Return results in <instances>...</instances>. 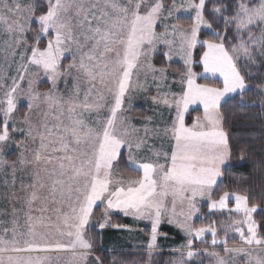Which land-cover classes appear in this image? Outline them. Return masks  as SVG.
Segmentation results:
<instances>
[{
    "label": "snow or ice",
    "instance_id": "obj_1",
    "mask_svg": "<svg viewBox=\"0 0 264 264\" xmlns=\"http://www.w3.org/2000/svg\"><path fill=\"white\" fill-rule=\"evenodd\" d=\"M174 12H194V22L187 28L164 23L158 33V23ZM208 15L219 21L216 27ZM202 27L210 30V38H201ZM158 44L167 48L163 55L169 61L178 56L185 71L179 93L160 92L157 84L158 95L151 98L175 110L171 125L162 130L170 150H154L155 159H143L138 153L149 130L140 136L126 112L132 94L147 91L149 72L154 81L157 74L161 84L167 80L166 68L150 62ZM0 46L6 63L20 56L15 76L0 75V172L12 170L15 188L17 170H32L29 183L22 180L18 192L4 193L12 211L9 222L0 221V264H60V253L71 255L69 264H116L114 258L95 255L87 236L99 205L101 230L124 227L110 222L112 211L150 223L149 260L166 219L186 236L173 264H196L202 255L215 264H241L237 256L244 264H264V221L254 218L258 210L264 214V207L250 203L247 192L224 191L213 199L218 179L233 163L222 109L235 104L246 110L258 102L264 112V80L249 82L251 68H264V0H183L179 6L173 0L167 9L163 0H0ZM194 64L203 71H193ZM209 77L221 78V86L197 83ZM44 78L50 87L42 92ZM250 91L258 101L244 99ZM21 100L27 111L18 121ZM195 104L203 106V114L188 126L185 114ZM16 132L23 141L13 136ZM13 143L22 151L9 163L4 151ZM125 148L128 166L142 173L137 178H115ZM238 159L243 163L247 156L241 151ZM200 200L208 201L210 212L229 213L223 239L215 226L191 223L201 213ZM228 229L238 234L241 247H228ZM209 233L213 248L223 244L225 255L194 248V241L204 243Z\"/></svg>",
    "mask_w": 264,
    "mask_h": 264
},
{
    "label": "rangeland",
    "instance_id": "obj_2",
    "mask_svg": "<svg viewBox=\"0 0 264 264\" xmlns=\"http://www.w3.org/2000/svg\"><path fill=\"white\" fill-rule=\"evenodd\" d=\"M165 4V8H170L173 5V0H163ZM183 0H175V4L179 6ZM165 15L167 13L165 12ZM179 16L180 18L186 19L190 21V23L182 24L179 21H177L176 17ZM192 17H194V12H180V13H173V16L169 20L161 21L158 23L156 31L163 32L164 23L168 22H178L181 25H183L185 28L190 27L192 23L194 22ZM201 32H210L207 28H201ZM29 40L31 42V37L33 35L32 32L27 33ZM46 38L41 39V47H44L46 45ZM199 47V46H198ZM197 47V49H198ZM196 49V50H197ZM193 53V57L195 56V52ZM21 51L20 49H17V52ZM167 51V48L163 45H157V49L154 53L150 56V62L157 68H166L167 70V80L164 81L162 84L159 80V75L157 74V79L154 81L152 78V74L149 72L147 79H146V88L147 91H137L132 94L131 96V103L127 106L128 110L126 112V115L130 118V122L132 125H134L137 129L140 130L139 135L144 136V129L147 128L149 130L147 135V145L144 149H142L138 155L139 157L143 159H155L153 156V151H159L164 150L168 151L169 149V142L166 138L163 137L162 130L166 126H170L172 119L175 116V110L169 109L167 106L163 104H154L152 102V97L158 95L157 91V84H160V92H172V93H179L181 90V85L179 83L181 74L185 71V67L183 64V61L179 59L178 56H173L172 60H168L163 53ZM161 53L164 56L165 65L164 66H158L155 63V57ZM30 55V53H28ZM195 59V58H194ZM14 61V62H13ZM20 62V56L17 55L15 57H9V62L6 63L4 60V53L2 51V46H0V75H3L5 72L7 73L8 77L15 76L16 75V69L19 66ZM70 62V58L68 60L64 61V64H68ZM195 65H193V71L196 72ZM201 66V65H200ZM175 67L176 70L174 71L172 68ZM203 71L201 66V71L197 73H201ZM208 79H217L222 82L221 78H211ZM141 81L145 82V77L143 73L141 74ZM8 83H11V80H8ZM71 83V82H70ZM198 83V80H197ZM24 87H26V83L24 84ZM50 87V83L46 80V78L41 79L39 83V90L40 91H47ZM59 88L61 91L64 90V84L63 82L60 83ZM140 108V109H139ZM200 108L203 110V106L199 104L190 105L188 112L185 114V123H186V117L190 110ZM27 111V102L24 100H21L20 103L17 106V112L16 117L17 120H22L23 113ZM38 117L34 116L33 119H37ZM150 118V119H149ZM22 126V125H19ZM159 130L161 135L156 136L154 135V131ZM13 136L23 141L24 135L20 132L13 133ZM26 143L29 145V147H34V145L31 144V141L28 140ZM163 145V149L162 146ZM20 151L22 149H17L15 147V144L13 143L4 151V158L8 160L9 163L16 161L19 157ZM125 152L126 159L128 156L127 149H122V153ZM161 162L163 160L161 159ZM128 165V164H127ZM129 167V166H128ZM130 168V167H129ZM132 171L131 173H123L119 169V165L116 168V176L115 178H137L139 175H142L140 172L134 171L132 168H130ZM31 169L28 170H17L16 172V184L15 188H12L10 185V182L12 180V170L11 169H5L4 171L0 172V221L9 222L11 220V211L12 206L11 203L4 198L5 192L10 191H19L21 181L23 180L24 183L30 182V174ZM5 181L9 182V187H5ZM231 192V191H229ZM214 199V198H213ZM207 200H200L199 201V207L201 208V213L198 214L196 217L193 218L191 223H193L196 227L201 226H208L213 225L217 228L218 232V238L223 239L225 234L226 227L231 223V220L229 219V213L227 211L219 212V211H211L209 212L208 206L205 211H202L203 205H207ZM19 207V205H16ZM234 206V201L230 204V207ZM7 212L8 215H4V212ZM259 211V210H258ZM212 212H219L220 214H224L225 216L221 218L219 221L216 219H208V215ZM256 215L254 214V218L256 219ZM114 216H119L122 219H129L130 222L127 224H122L124 226L123 228H111L106 227L105 229L101 230L96 225L97 221H100L103 219V206L99 205L96 209H94V216L92 217V223L88 226L87 236L92 240L94 246L95 244V238L92 236V233H96L100 235L99 240H102V246L105 249H109L110 251H117V250H124V251H133V252H144L146 253L147 257L142 261L141 259H135L131 262H125L124 264H156L158 261L157 255L163 251L170 252L171 255L167 259V264H173V261L180 259V253L176 252L175 249L181 248L182 245L186 243V236L183 231H181L179 228H177L174 224L167 223V220L165 219L164 222L161 223L159 226V233L158 236V245L159 248L153 252L151 256V260H149V255L147 252V244L149 241V236L151 232V225L147 221L143 220H135L132 216H125L123 213L118 211H112L110 214V222L113 224L119 225L117 222H114ZM233 218L238 219L239 217L235 216L233 214ZM258 223V222H257ZM164 226H171L176 231H178L182 237L181 240H177L175 236H171L170 233L163 230ZM228 247H241V242L239 240L238 234L232 232L230 229H228ZM204 243H202L200 240L194 241V248L196 249H208V251H217L220 253V255H225L223 252V244H217L214 248L211 245V234H206L204 237ZM95 255L96 252L94 253ZM60 264H69L71 260V255L69 253H60L59 254ZM237 260L241 261V264H244V258L237 256ZM202 260L203 264H215V261L212 257L207 255H202L199 257L196 261L197 264H200V261Z\"/></svg>",
    "mask_w": 264,
    "mask_h": 264
},
{
    "label": "trees",
    "instance_id": "obj_3",
    "mask_svg": "<svg viewBox=\"0 0 264 264\" xmlns=\"http://www.w3.org/2000/svg\"><path fill=\"white\" fill-rule=\"evenodd\" d=\"M209 7H211V5H209ZM206 18L209 19V22L213 23V27H216L219 23V21L215 20V18L210 15ZM178 21L186 25L190 23V21L183 18H180ZM210 37V32H201L202 39ZM200 55H202V49L198 47L194 58L198 60ZM155 63L158 66L165 65L164 56L161 53L155 57ZM172 69L174 71L176 70L175 67ZM195 69L196 72H200L201 66L196 64ZM250 71L253 74L249 80L250 83L256 84L264 80V68L257 65L251 68ZM198 83H209L213 86H221L222 82L217 79L205 80L200 78L198 79ZM244 99L249 102L258 101V96L250 91L245 95ZM222 111L226 114L225 130L230 136L233 163L228 166V169L224 172V175L215 187L213 198L218 199L224 191L247 192L250 196V203H257L264 207V112L261 111L258 102L253 103L252 106L246 110L240 109L235 104H229L226 105ZM201 112L202 110L200 108L190 110L186 117V124H192L194 118L198 114H201ZM0 120H2V115H0ZM241 151L247 156V160L243 163L238 159ZM122 154L119 162V169L123 173H131L130 171L132 170L127 165L126 154L125 152ZM206 208L207 205H203L202 211H205ZM208 216V219L211 218L219 221L225 215L219 212H212ZM256 220L258 224L264 221V214H260L258 211ZM114 222L122 225L127 224L130 220L114 216ZM163 230L170 233L171 236H175L177 240L182 239L180 233L171 226H164ZM261 234H264V232ZM92 236L95 238L96 254L107 255L108 257L114 258L116 264H124L125 262H131L135 259H141L143 261L147 257V254L143 251H110L109 249L103 248L102 240H99L100 235L94 232ZM170 255L171 253L166 251L159 253L157 255L158 261L156 264H167V259Z\"/></svg>",
    "mask_w": 264,
    "mask_h": 264
},
{
    "label": "crops",
    "instance_id": "obj_4",
    "mask_svg": "<svg viewBox=\"0 0 264 264\" xmlns=\"http://www.w3.org/2000/svg\"><path fill=\"white\" fill-rule=\"evenodd\" d=\"M201 110H202V109H201ZM202 114H203V110H202L201 114H198L197 116H202ZM197 116H196V117H197ZM196 117H195V118H196ZM195 118H194V120H195ZM186 125H188V124H186ZM188 126H191V124L188 125ZM221 178H222V177H221ZM221 178L218 179L217 184L219 183V181L221 180ZM207 205H208V204H207ZM209 212H210V211H209Z\"/></svg>",
    "mask_w": 264,
    "mask_h": 264
}]
</instances>
